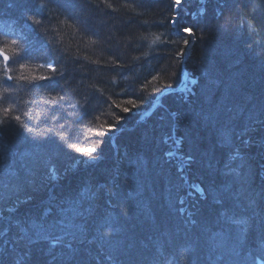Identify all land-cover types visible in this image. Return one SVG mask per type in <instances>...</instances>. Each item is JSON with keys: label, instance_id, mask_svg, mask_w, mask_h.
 I'll list each match as a JSON object with an SVG mask.
<instances>
[{"label": "trees", "instance_id": "trees-1", "mask_svg": "<svg viewBox=\"0 0 264 264\" xmlns=\"http://www.w3.org/2000/svg\"><path fill=\"white\" fill-rule=\"evenodd\" d=\"M60 3L61 0H25L19 4L16 0H0V52L9 58L5 61L0 56V75L5 78L7 69L8 75L13 79L4 80L10 85L21 83L17 85V88H21L16 93L18 102L12 99L7 101L8 97L5 96L0 98V115L3 110H11L6 111L8 118L0 128V210L5 216L8 215L9 206L10 209L24 212V215H14L24 231L10 228V238L15 239L0 257L5 259L6 264H14L17 258H21V264L26 261L29 264H264V250H258V247L264 246V220L257 221L258 211L264 214V210L260 211L256 205V202L262 201L264 194L261 196L257 192L247 196L251 191L250 187L257 185L251 181L242 184L241 179L244 177L239 172L247 167L239 169L237 166L247 164L252 167L255 180L264 183V178L259 179V176L264 177V151H260L255 143L260 142V134L264 132V123H260L264 122V99L262 96L258 98L254 94L250 95L251 91L247 95L242 92L241 95H232V91H226L227 87L220 79L227 76L228 68H237L228 62L225 64L226 60L221 59L216 63L222 70L214 81V85L219 87L215 86V91L205 81L212 78L211 73L207 77L201 76L203 82L201 89L198 87V94L186 98L179 92L168 94L162 99L164 107L156 108L145 120L144 124L148 123V134L157 135L152 142L149 140V144L138 146L151 150L160 149L156 158L152 160L144 157L138 165L130 161L124 170L128 169L132 173L118 171V178H113L111 168L104 167L105 163L99 165L101 171L96 173L93 167L96 164L93 163L83 169L91 174H85L72 184H62L72 181L75 178L72 175L68 179L67 176L61 178L58 186L50 179V182H45L53 170L57 172L55 176L61 175L74 160H78L81 163L78 168H82L85 161L84 153L78 151L81 148H95L94 157L102 156L104 161H110L114 157V151L111 150L117 147L111 142L112 135L118 129L114 124L117 121L127 124V129L123 130L126 136L130 132L137 133L140 130L134 127L136 111L150 107L158 93L163 92L166 87H176L181 81L180 53L183 52V43H179V38L173 36L163 25L164 22L169 24L168 19L175 7L171 0H107V4L112 5L111 8L101 3V0H79L83 11L80 8L75 10L77 18H74L73 13L63 14L64 10H73L60 7ZM223 3L226 6L231 3L229 5L238 9L246 7L249 15L246 16L247 19L254 17L259 25H263L264 0H240L238 5L233 0H224L218 6ZM216 4L212 3L211 6L215 5L216 8ZM232 17L234 20L230 18L219 25H229L231 22L239 25V20L244 19ZM85 20L88 22L87 27ZM35 21L41 23L36 24ZM188 23L185 27H195V24ZM211 28L217 33L219 27L217 24L216 29L215 25ZM102 34L107 35L108 39H102ZM243 35L245 34L239 31L234 39ZM170 43L176 44L171 51L168 50L172 48ZM100 45L106 46L104 48L108 51V61L103 59L106 58L105 51ZM13 48L20 55L30 49L28 60L37 65V76H55L46 65L59 59L57 70L62 67L67 69L65 79L58 80L63 86L62 93L58 91L61 85L57 84L55 88H37L20 79V76H28L30 71L25 69L23 73L15 72L13 57L7 53ZM248 50L241 49L250 52L249 54L253 52L252 48ZM36 56L48 59L42 63L36 61ZM252 56H256L255 53ZM244 59L246 57L240 56L238 65ZM113 64H116L115 68L112 67ZM187 65L190 67L191 64L187 62ZM259 71L260 69L253 70L254 73L248 76L256 86L264 83ZM0 87L2 92L4 88ZM218 94L232 101H221V105L213 104L211 97ZM25 100H28V104H25ZM128 101H133L135 107ZM36 108L40 109L34 112L33 109ZM123 108L131 111L125 113ZM228 110L233 112L232 119ZM16 116L20 117V121L14 119ZM224 118L229 119L226 122ZM235 118L237 121H233ZM252 121L257 123L249 127ZM21 124L32 131L20 127ZM109 125H113L111 130ZM77 126H81L80 129ZM171 127L175 128L178 137L181 136L186 143L187 149L184 151L195 155V162L191 163L192 171L207 190L206 196L195 192L188 199L184 198L186 193L183 189L174 188V197L183 198L182 205L186 206V211L178 206L172 213L164 205L166 196H157L168 177L166 173L160 175L157 167L167 169V166L174 164L167 163L164 152V149L171 147ZM233 133V142L225 144L224 138ZM190 138H196L199 142L208 140L211 147L208 146L206 152L203 146L198 150L189 143ZM244 138L252 142L244 144L241 142ZM77 143L80 145H75ZM69 145H75V148ZM243 148L240 153L244 155L238 152ZM256 150L260 151L258 157L261 161L258 163L249 156V153L255 155ZM234 153L236 156L229 157ZM211 154L218 157L212 159ZM201 157L202 163L209 164L208 166H203L198 160ZM224 157L229 162L226 163ZM245 159L250 162H243ZM234 164L237 167L231 169L230 165ZM143 165L149 171L143 174L145 177H142L139 184H144L149 191L153 188L154 191H151V197L144 194L131 196L132 188L137 185L132 178H126V175H134ZM151 168L158 176L151 172ZM209 168L212 169L206 171ZM245 177L247 180L251 179L248 175ZM211 178L212 182L220 181L221 184L215 186L207 183L206 180ZM33 179L37 187L29 185V180ZM179 182L182 184L181 179ZM44 183L50 187L56 186L53 187V192L56 191L59 195L58 202L62 203L52 215H42V210L30 207L36 203H50V188L45 187ZM4 184L8 185L7 190L3 187ZM127 185L129 188L126 190ZM208 185L213 186L214 190H210ZM12 188L23 195L19 197L21 203L17 204V199L15 202L11 201L13 197L9 198V190H13ZM260 191H264V188ZM126 194L131 198L128 199ZM155 197L159 203L155 202ZM212 197L214 200L206 205L208 202L205 199ZM109 201L114 207H108ZM234 201L236 205L226 207V210L224 207L219 208ZM205 214H209L211 218H205L208 217ZM199 218L204 220V224L197 230ZM209 221L215 223H208ZM52 223L56 224L55 228L49 227ZM173 223L178 227L171 225ZM205 227L211 229L210 241L202 242L199 237L198 243L190 244L198 233H205ZM109 229L110 233L105 235ZM87 234L92 236L91 240H88ZM158 234L160 236L156 238ZM183 236L182 241H177V238ZM18 237L23 239H17ZM61 240L62 243H56ZM36 241L42 245H37ZM249 247L255 254L248 257L245 252ZM57 252L59 254L56 256Z\"/></svg>", "mask_w": 264, "mask_h": 264}, {"label": "rangeland", "instance_id": "rangeland-1", "mask_svg": "<svg viewBox=\"0 0 264 264\" xmlns=\"http://www.w3.org/2000/svg\"><path fill=\"white\" fill-rule=\"evenodd\" d=\"M224 1V0H223ZM220 2V1H219ZM195 3H198L197 2V0H183V3H182V5H180L179 7L180 8H186V9H188L187 7H189V5H191V4H193V5H195ZM217 5H219V4H217ZM180 11H182V10H180ZM173 12H175L176 14H177V9L176 8H174L173 9ZM172 12V13H173ZM179 12V11H178ZM258 12H260V10H258ZM182 17H184V15L182 14V13H180L179 12V16L177 17V19H178V26H177V28H179V31H180V29L182 28V27H185V26H188L189 25V23L188 22H186L185 20H180V18H182ZM192 28V31H193V35H194V42L192 41L191 43H192V45H193V43L195 44L196 42L198 43V46L197 47H202L201 45H200V40H201V38H199V35H197L198 33L199 34H201L202 32H205L206 33V35H204V34H201V36H202V38L204 39V41H205V43L206 44H209V42L210 43H212V45H216L217 47L216 48H214L213 49V51H210V52H208V51H206L205 49L203 50L205 53H197L196 54V51H191V50H189V46H187V48L186 49H184V51H185V53H184V55L185 56H183L182 55V63L184 64V66H183V70H182V72H181V75H180V78H181V81H180V83L177 85V88L176 89H171V87L169 86V87H166L165 88V91L164 92H160V93H158L156 96H155V98H154V100H153V102L151 103V106L150 107H148V108H145V110H142V111H136V117H137V122L136 123H145V120L146 119H148V117L150 116V114L152 113V112H150V109L151 108H153V107H155V109L154 110H156V108H158V107H160V106H163L164 107V105H163V101H162V99H164L165 97H166V95H168V94H171V93H177V92H179L180 94H182L183 96H184V98H186V96L188 97V96H193V95H195V94H198L197 93V91H194L193 90V86L195 87V85H197L198 84V82L200 81L201 82V76H203V77H207L208 75L207 74H209V73H211V75L210 76H212V78H208V79H205V81H207L208 83H210L209 85H211V86H213L211 89L212 90H214L215 91V89H217V88H219L217 85H214L215 83H214V81H216L217 80V78L216 77H219V74L221 73V71L220 70H222V69H220L219 68V66H217V62L219 61V60H225L226 58H230V57H233V56H235L236 55V53H234L235 51H236V49H234V47H235V45L236 46H238V48L241 50V49H244L246 46H248V45H246L245 43H239V42H236V40L234 39L235 38V33L233 32V25L231 24V23H229V25H226V28H224V30H225V33H226V36L224 37V40L222 41V42H224V46H225V44H226V49H224V46H222V45H217V44H215L216 42H218L219 40V38H218V35H219V37H220V35L221 36H223V34H219V33H216L215 35H212V34H210V33H208L209 31L207 30H205V28H202V27H196V28H194V27H191ZM197 32V34H195ZM181 33V32H180ZM177 35H181V38H179L178 40H179V43H183V45H185V43H184V41L186 40V38H188L189 39V36L187 35L186 36V33H183L182 32V34H177ZM210 36H212V37H210ZM208 39V40H207ZM207 40V41H206ZM212 40V41H211ZM234 40V41H233ZM255 44L256 45H262L261 43V41L259 40L258 41V39H256L255 40ZM249 47V46H248ZM200 49H198V51H199ZM235 50V51H234ZM248 53H250V52H248ZM252 53L253 52H251V54H250V56H251V58L249 59V60H247V59H244L243 60V64H245L246 66L245 67H243V68H241L242 70H241V73H239V71H240V69L238 70L237 68L236 69H234V68H228L227 70H226V72H227V76H225L224 77V79L226 80V81H228L230 84H231V80L232 79H234V82H236V81H238L237 83H236V85H232V86H227V90H229V93L233 90H237V91H240V94H241V92L242 93H245L244 95H247V93L249 92V91H251L249 94L251 95V94H254L255 96H257L258 98L259 97H261L262 99H264V83L262 84V83H260V86H256V85H254V83H252V81H251V79H250V77H248L249 75H251L252 73H254L253 72V69L254 70H259V69H262V66H264V63L263 64H261V62H264V59H262L261 61H259L258 60V55L255 53V55H257V56H252ZM191 57H193V59H195V61L193 60V59H190ZM245 61V62H244ZM187 62L188 63H190L191 65H190V67H188V65H187ZM229 64H231L232 66H234V65H237V64H240V60H239V58L238 59H236V60H234V58L231 60V62L229 63ZM182 67V66H181ZM189 70H188V69ZM245 68H247L246 70H245ZM189 72H188V71ZM244 70H245V72H244ZM188 72V73H185V72ZM184 74H187V75H185V76H188V80L189 81H187V83L185 84V86H182L183 84V76H184ZM199 76V77H198ZM244 80H245V82H244ZM59 82V81H58ZM228 83V84H229ZM217 87V88H214V87ZM229 87V88H228ZM210 89V88H209ZM233 91H232V93H233ZM201 93V92H200ZM227 93V92H226ZM7 94V93H6ZM5 94V95H6ZM0 95H1V92H0ZM7 96H9L8 97V100L7 101H11V97H10V95L9 94H7ZM196 97H198V96H196ZM195 97V98H196ZM3 100V99H2ZM12 100H14V99H12ZM37 104H39V102H37V101H35ZM36 104V105H37ZM48 104V103H47ZM59 104V103H58ZM58 104H56V105H58ZM35 105V106H36ZM47 106V105H46ZM39 109L40 108H36V109H33V111L34 112H37V111H39ZM150 113H149V112ZM228 113H229V117L231 118L232 116H231V114L233 113L232 112V110H228ZM149 115V116H148ZM234 117V116H233ZM232 117V118H233ZM8 118V116L6 115V111L5 110H3V114L1 113V115H0V120H6ZM231 118V119H232ZM229 119V118H228ZM228 119H226L225 120V118L223 119L224 121H226L227 122V120ZM138 120H140V121H138ZM233 121H237V119L235 118V120H233ZM229 122V121H228ZM207 139V138H206ZM247 138H244V139H242L243 141L244 140H246ZM179 141H183L182 140V137L181 136H179L178 138H173V140H171L170 141V146L173 148V147H175L178 143H179ZM243 141H241V142H243ZM257 145H256V147L260 150V151H264V147L262 146V145H264V142H261V139H260V142L259 141H256L255 142ZM179 145V144H178ZM260 145H261V147H260ZM181 147L183 148V145L181 144ZM245 148V147H244ZM244 148L243 149H239V153L242 151V150H244ZM144 149H147L146 147H144ZM174 150V149H173ZM172 150V151H173ZM182 150V149H181ZM259 150H256V154L254 155V154H252V153H249V156L250 157H252V158H254L255 160V162H257L258 163V159H259V157L258 156H260L259 155ZM171 150L169 151V153L167 152L165 155H166V157H167V160H168V164L169 163H174L172 166L174 167V170H175V173L176 174H178V172L177 171H179V173H182L181 174V176L184 174V176L186 175L185 173H186V170L187 169H189V167L186 169V166L185 165H183V163H185V162H191L192 161V163L193 162H195V155L194 154H191V153H189L187 150L186 151H184L183 150V153L185 152H187L188 154H181V152H179V153H176V152H172ZM173 153V154H172ZM115 154V153H114ZM124 154V153H123ZM240 154H242V153H240ZM120 155H122V154H120ZM242 155H244V154H242ZM122 156H124V155H122ZM234 156H236V154L234 153L233 155H231L230 154V156L229 157H234ZM84 158H83V161H85L84 162V164H83V166H82V168H78V166L81 164L80 162L78 163V160L76 161V160H74L73 162H71L70 164H69V167H68V169H65V170H63V174H61V175H56L55 176V174L57 173L56 171H52L53 173H50V175L48 174V176H49V178H46V180H45V182L46 183H48V182H50L48 179H50V180H55V182H56V184L55 185H60V184H57V183H61L60 181V179L62 178V179H64V176L66 177L67 176V179L69 178V176H71L72 175V177H75L73 180L74 181H76V180H78V179H82L83 178V176H85V174H87V173H90L91 174V172H85L83 169H86V168H88L90 165H88V164H91V163H95L96 165L95 166H93L94 167V169H96L95 170V172L96 173H98V172H100L101 171V169L100 168H98L99 167V165L100 164H104V167H107L108 168V166H109V168H111V172H113V178H118V171H123L124 170V167H126L127 165H129L130 164V161H131V157H134V156H128V154L126 155V159L125 158H122L121 157V160H123V161H121L120 160V158L117 156V157H113L110 161H107V160H105L104 162L103 161H101L100 159H98V158H91V154H88V153H84V156H83ZM245 157H248V155L247 156H245ZM189 158H191V159H189ZM244 158V157H243ZM142 159V158H141ZM232 159V158H231ZM201 163H202V157L200 158V159H198ZM233 160V159H232ZM247 160V161H246ZM249 161V159H245L243 162H248ZM231 162V161H230ZM250 162V161H249ZM254 162V163H255ZM129 163V164H128ZM203 164V166H208L209 164H206V163H202ZM256 164V163H255ZM191 166H192V164H191ZM153 167H155V166H153ZM244 167H247L245 170H240V172L239 173H241V175L244 177L243 179H241V183L242 184H246V183H248L249 181H251V183L253 182L254 184H256L257 185V187L254 185V186H252V187H250V192H251V194H250V192L247 194V196L248 197H250V196H252L253 194H256L257 192H258V194L259 195H261V196H263V192L264 191H260L262 188H264V183H262L260 180H255L256 178H255V174H253V168L252 167H249L247 164H244ZM156 168V167H155ZM157 168H159V172H160V175H163V173H166L167 175H170L169 173H168V170L167 169H163V166L162 167H157ZM191 168V167H190ZM139 170H137V171H135V173H134V175H130V174H128L127 173V175H126V178H132L131 180H133V182L135 181L136 182V185L137 186H135L134 188H132L133 189V192H132V194H131V196H133L134 194H136V195H143L144 194V196H146V197H151V195L152 194H150L151 193V191H154L153 190V188L152 189H150V191H149V188H146V186L144 185V184H139L140 183V181H141V179H142V177H145L143 174H145V173H148V171L149 170H147L145 167H144V165L143 166H141V168H138ZM239 169H242V168H239ZM68 171V172H67ZM125 172V171H124ZM151 172L152 173H154L155 174V176H158L157 175V173H155L154 172V170H152V168H151ZM129 173H132V171L131 172H129ZM210 173H212V172H210ZM250 173V174H249ZM66 174V175H65ZM172 174V173H171ZM245 175L247 176L248 175V177H250L251 179H246V177H245ZM57 176H59V177H57ZM51 177H52V179H51ZM72 177H70V178H72ZM262 178V180H263V176L262 177H260L259 176V179H261ZM53 180H52V182H53ZM60 180V181H59ZM48 181V182H47ZM181 181H182V184H183V187L184 188H187V185H186V183H185V178H183L182 177V179H181ZM255 182H257V183H255ZM46 183H44V185H45V187L47 186V184ZM113 183H115V181L113 182ZM112 183V184H113ZM55 185H52L51 187L50 186H47V187H49L50 188V190H49V193H51V195H53V196H55L54 197V200H56V196L58 195L57 193H56V191H54L53 192V187L55 186ZM114 185H116V184H114ZM157 185L158 184H156L155 185V187H157ZM164 186V185H163ZM208 186H210V190H214V187L213 186H211V185H208ZM29 187V186H28ZM56 187V186H55ZM197 187V189H200L199 188V186H196ZM8 188V187H7ZM7 188H5L6 190H7ZM127 188H129V186L127 185V187H126V190H127ZM5 189H3V190H5ZM13 190H9L10 191V194H8V195H10L9 196V198H12L11 199V201H14L15 202V199H17V197H21V196H23V195H21V194H18V192H17V190H16V188H12ZM155 189V188H154ZM172 190H174V188L172 187L171 188V186L169 187V185H165L164 187H162L161 188V190L159 191V193L157 192V196H160V194L162 195V196H166V198H167V201L165 202V204L164 205H166L168 208H166L167 210H169L168 212H171V211H173L174 212V209L175 208H177L178 206H182V207H180V209L181 210H183V211H186V206L183 204L182 205V203H184V200H183V198L181 199H179V198H176V197H174V194H175V192L176 191H172ZM12 192V193H11ZM53 192V193H52ZM148 193V194H147ZM155 193V192H154ZM186 193V195L184 196V198H188L189 199V195H190V193L189 192H185ZM128 196V199L129 198H131V196H129V195H127L126 194V197ZM164 196V197H165ZM188 196V197H187ZM8 198V197H7ZM127 199V198H126ZM262 200L264 201V197L262 198ZM49 201H50V198H49ZM41 202H43V200L41 201ZM134 202V201H133ZM135 202H136V200H135ZM10 203V202H9ZM128 203H131V202H128ZM110 204V202H107V205H109ZM208 203H206V205H207ZM106 205V206H107ZM172 205V206H171ZM40 206H41V204L39 203V205L36 203V204H33L32 206H30L31 208H37V209H40ZM105 206V207H106ZM169 206H171V207H169ZM9 209H8V215H4L5 217H7V219H5V220H0V227H2V226H5L6 224H8L11 220H13V219H15V214L16 213H19V214H24V212L23 211H17V209H15V208H12V209H10V206L8 207ZM214 209V208H213ZM213 209H211V210H213ZM36 210V209H35ZM176 210V209H175ZM0 211H2V210H0ZM5 211V210H4ZM37 211V210H36ZM111 210H109V212H110ZM105 212H106V208H105ZM172 213V212H171ZM43 215V214H42ZM209 214H205V216H208ZM205 218H211L210 216H208V217H205ZM200 219V218H199ZM216 219V218H215ZM255 219V218H254ZM214 220V219H213ZM215 221V220H214ZM214 221H209L208 223H215ZM204 220L203 219H200V223H198L197 225H196V229L198 228V227H201L202 228V226L201 225H203L204 223ZM172 223V222H171ZM171 225H174V226H176V227H178L177 226V224H175V223H173V224H171ZM185 225H187V223L185 224ZM240 227V226H239ZM173 227H171V229H172ZM206 229H204V231H205V233L203 234H200V233H198L196 236H195V239H194V242H192V243H190V244H194V243H198L199 242V237H201V241L202 242H205V241H210V239H211V237H210V235H211V233H209L210 231H211V229H209L208 227H205ZM198 230V229H197ZM210 230V231H209ZM10 232V231H9ZM9 232H8V234H9ZM208 234H207V233ZM7 234V235H8ZM41 235L42 234H40V238H39V240H41L42 239V237H41ZM160 235L158 234V235H156L155 237L156 238H158ZM164 237H166V234H165V236ZM7 239H9L10 238V236H9V238L8 237H6ZM13 240H11V239H9V241L10 242H13L14 241V239L15 238H12ZM184 239V236L183 237H179V238H177V241H182ZM63 242V240H61V241H59V242H56V243H62ZM227 242H229V241H227ZM201 243V242H200ZM36 244L38 245H42V244H40V242L39 241H36ZM52 244V243H51ZM227 244V243H226ZM195 245H197V244H195ZM202 246V245H201ZM30 248V247H29ZM32 248V247H31ZM188 248H189V250L191 251V247L190 246H188ZM22 251V250H21ZM98 250H96V252H97ZM56 254V256L59 254L58 252L57 253H55ZM182 259H183V257H182ZM189 259H190V257H189ZM183 262L185 261V259H183L182 260ZM21 263H22V260H21ZM24 264H29V262L28 261H26Z\"/></svg>", "mask_w": 264, "mask_h": 264}, {"label": "bare ground", "instance_id": "bare-ground-1", "mask_svg": "<svg viewBox=\"0 0 264 264\" xmlns=\"http://www.w3.org/2000/svg\"><path fill=\"white\" fill-rule=\"evenodd\" d=\"M23 1H25V0H16V2L19 4V3H22ZM219 1H223V0H212V1H209V0H197V2L198 3H195V5H193V4H191V5H189V7H187L188 9H186V8H180V7H177V6H175L174 8H176L177 9V12L179 11L180 13H182L183 15H184V17H182V18H180V20L182 19V20H185L186 22H190V23H193V24H195V27L194 28H196V27H202V28H205V30L207 31H209L208 33H210V34H212V35H215L216 33H214V31H213V29L211 28L212 26H214L215 25V29H216V25L218 24H220V23H223V21L225 20H228V19H233L234 20V18L232 17V16H234V17H237V18H239V17H244V19H241V20H239V25H237V22H231L232 23V25H233V32L235 33V35L237 34V32H243L245 35H243L242 37H240L239 39H236V41L237 42H241V43H245L246 45H248V46H246L245 48H244V50H246V49H251L252 48V51H253V53H256L257 55H260V56H258L259 58H258V60L259 61H261L262 59H264V23H263V20H262V23H263V25L261 24V25H259L257 22H258V20L257 19H255L254 17H252V18H250V19H247V17L246 16H249V15H247V13H248V11L246 10L247 8L246 7H243V6H241V7H239V9H238V7H236V6H234V5H229V4H231V3H229V4H227L228 6H226V5H224V3L221 5V6H218L217 4L219 3ZM30 2V1H29ZM212 3H217L216 5V8H215V5H213V6H211L212 5ZM180 10H182V11H180ZM73 13V11H70V10H64V12H63V14H66V15H70V14H72ZM230 15H232V16H230ZM246 18V19H245ZM177 20V23L175 24V25H173V23L171 22L172 20ZM194 19H197L195 22H191V20H194ZM169 20V24H167V23H163V25L165 26V29H169L170 31H171V33H172V35L173 36H176V37H178V38H181V35H177V34H182V31H179V28H177V26H178V19H177V14L175 13V12H173L172 14H171V17L168 19ZM217 23V24H216ZM252 25V27H254L255 29H256V31L255 32H251L250 33V31H249V25ZM223 25V24H222ZM194 26V25H193ZM156 27V26H155ZM191 28V27H190ZM217 33H219V34H223V35H226V33H225V30L224 29H221V28H218L217 30ZM237 31V32H236ZM181 32V33H180ZM195 34H197V32L195 33ZM201 34H204V35H206V33L205 32H202ZM201 34H197V35H199V38H201V40H200V45L202 46V47H197L198 46V43L196 42L195 44L193 43V45H192V41L194 40V35H191V36H189L188 34H186V36L188 35L189 36V39L188 38H186V40L188 41V43L187 44H185V45H183L182 47V50H183V52H182V55L183 56H185L184 55V53H185V51H184V49H186L187 48V46H189V50H191V51H196V53H205L203 50L205 49H207L206 51H208V52H210V51H213V49L214 48H216L217 46L216 45H212V43H210L209 42V44H206L205 43V41H204V39L202 38V36H201ZM210 37H212V36H210ZM101 38L102 39H108L107 38V35H105V34H102L101 35ZM218 42H216L215 44H217V45H222V46H224L223 44H224V42H222L223 40H224V36H221L220 35V37H219V35H218ZM256 39H258V40H260L261 42H262V45H256L255 43V40ZM192 40V41H191ZM208 40V39H207ZM206 40V41H207ZM212 41V40H211ZM194 42V41H193ZM170 45L172 46V48H169L168 50L169 51H171V50H173V48L176 46V44L174 43H170ZM104 50L103 51H105L104 52V56L106 57V58H104L103 57V59L105 60H107L108 61V56H107V52L108 51H106V49L104 48V47H106L105 45L103 46V45H100ZM224 47H226V44H225V46ZM198 49H200L199 51H198ZM234 49H236V51L234 52V53H236V55L235 56H233V57H230V58H226L225 60V64L228 62V63H230L231 62V60L234 58V60H236V59H238V58H240V56H244V57H246V59L247 60H249L250 58H251V56H250V54L248 53V52H246V51H241L239 48H238V46H236L235 45V47H234ZM248 50V51H249ZM8 54H9V56L12 58L13 57V60H12V62H14V64H15V72H17V73H23L24 71H25V69L26 70H29L30 72H28L27 74H28V76L27 77H32V76H37V72H38V68H37V65L34 63H31L28 59H21L20 58V54L18 53V51H17V49H12V50H8V52H7ZM256 55V56H257ZM183 58V57H182ZM36 61H39V62H42V63H45L46 62V60L48 59V58H46V59H44V57L43 56H41V57H38V56H36ZM190 59H193V57H191ZM194 61H195V59H193ZM264 62H261V64H263ZM21 64H24V65H26V67H23V68H21L20 67V65ZM221 65V64H220ZM182 66V67H181ZM183 66H184V64L182 63V61H181V64H180V71L182 72V68H183ZM222 66H227V65H222ZM246 65L245 64H243V61L241 62V65H235L234 67H237V69L239 70L240 69V71H239V73H241V68H243V67H245ZM188 69V68H187ZM247 68H245V70H246ZM99 70H100V68H99ZM189 70V69H188ZM187 70V71H188ZM245 70H244V72H245ZM254 70V69H253ZM101 71V70H100ZM185 72V73H188V72ZM256 71V70H255ZM260 75H261V77H262V79L264 78V66H262V69H260ZM185 75H187V74H184V76L182 77L183 79V85L182 86H185V84L187 83V81H189L188 79V76H185ZM199 77V76H198ZM3 79V80H2ZM5 78H4V76L2 75H0V86H3V90H2V92H1V95H0V98H2L3 96H5V97H9V96H7V94H9L10 95V97H11V99H14V100H16L17 102H18V98H17V96H16V93H19L20 91H21V88H17L18 86V84H21V83H16V84H13V85H10L9 84V82H7L6 80H4ZM201 79H202V77H201ZM2 80V81H1ZM15 80V79H14ZM220 81H221V83H224L225 85H226V87L227 86H232V85H236V83L238 82V81H236V82H234V79H232L231 80V84L228 82V81H226L223 77L220 79ZM182 82V81H181ZM202 82H203V79H202V81L200 82H198V84L197 85H195V87L193 86V90L194 91H197L198 90V87L201 89V86H202ZM229 83V84H228ZM58 85H61V83H58ZM200 85V86H199ZM23 88V87H22ZM50 88H52V87H50ZM58 88V87H57ZM57 88L55 89V90H57ZM177 88V86L176 87H171V89H176ZM203 88V87H202ZM229 88V87H228ZM0 89H1V87H0ZM59 90V93H62V88H61V86H60V88H58ZM204 90H208V88H204ZM165 91V90H164ZM163 91V92H164ZM226 91H228L227 89H226ZM233 91V90H232ZM63 92L65 93V94H67L66 92H65V90H63ZM69 92H70V90H69ZM7 93V94H6ZM6 94V95H5ZM232 95H241L240 94V91H237L236 89L233 91V93H231ZM212 98V103L213 104H217V105H221V104H219V103H221V101H223V102H231L232 100L230 99V98H227V97H225V96H222V94H218V95H216V96H213V97H211ZM20 102H21V100H20ZM22 102H23V100H22ZM21 102V103H22ZM25 102V104H28V100H25L24 101ZM101 107H98V109H100ZM95 109V108H94ZM155 109V107H153V108H151L150 109V112H152L151 114H153L154 113V110ZM149 112V111H148ZM149 112V113H150ZM150 114V115H151ZM149 116V115H148ZM91 120H93V118L91 119ZM138 121H140V120H138ZM174 121V120H173ZM136 122H137V118H136ZM176 122V121H175ZM178 123V122H177ZM114 126H115V128H118L116 131H115V133L112 135V138H111V142H112V145L114 146H117L116 148H114V150H111L113 153H115L114 154V156L115 157H119L120 158V160H121V157L122 158H127L126 157V155L128 154V156H134V157H131V162L132 163H134V164H137L138 165V163H140L141 162V158H148V159H152L153 160V158H156L157 156H158V153H160V149H158V150H151V148L150 149H148L147 147V149H144V148H142V147H140V146H138V145H146V144H149V140L152 142L154 139H155V136L157 135V134H155V135H150V134H148V132L146 131V128H147V126H148V123H146V124H144V123H142V124H138V123H136L135 124V126L134 127H137L140 131H138L137 133H135V132H130L128 135L129 136H126V135H124L123 133H124V131L127 129V127H128V125L127 124H122L120 121L118 122H116L115 124H114ZM80 127L81 126H77V129L79 128L80 129ZM122 130H120V129ZM126 128V129H125ZM133 128V127H132ZM155 128V127H154ZM125 129V130H124ZM137 129V130H138ZM171 129H172V131H171V135L169 136V139H170V141L171 140H173V138L175 137V138H178V134L176 133V130H175V128L174 127H171ZM124 130V131H123ZM132 130H135V129H132ZM137 130H135V131H137ZM134 134H135V136H134ZM134 136V137H133ZM131 137H133V138H131ZM136 137H137V139H136ZM118 142H117V141ZM131 140V141H130ZM183 141H179V145L177 144L175 147H169L168 149H164V152L165 153H169V151L171 150H173L172 152H176V153H179V152H181V154H188V153H183V151L181 150L182 149V147H181V144L183 145V150H185V149H187L186 148V143H182ZM189 143L190 144H192V145H194V146H196L197 147V149L198 150H200L201 149V146H203V148H204V150H205V152L206 151H208V150H206L207 148H208V146L209 147H211V142H208V140H202L201 142H199V141H197V139L195 138H190V140H189ZM75 145H80V143H77V144H75ZM210 149V148H209ZM210 151V150H209ZM162 152H163V150H162ZM124 153V154H123ZM120 154H122V155H124V156H122V155H120ZM173 154V153H172ZM212 155H214V154H211V156ZM91 157L93 158L94 156H93V153L91 154ZM216 157H218V155H216ZM216 157H214V156H212V159H215ZM94 158H98V159H100L101 161H104V158L102 157V156H100V157H94ZM223 160H225L226 161V163L227 162H229V159H226V157H224V159ZM121 161H123V160H121ZM258 161H261V159H258ZM263 161V160H262ZM156 162V161H155ZM94 163V162H93ZM93 163H91V164H93ZM191 163H192V161L191 162H185V163H183V165H185L186 166V169L189 167V169H187L186 170V175L184 176V174L181 176V174L182 173H179V171H177L178 172V174H176L175 173V170H174V167H172V166H167V170H168V173L170 174V175H167L168 177L166 178V181H164V184L165 185H169V187L171 186V188L173 187V188H179V189H183V192L185 193L186 191L187 192H189L190 193V195L192 194V193H199V195H201V196H206V194H207V190H206V188H205V186H204V184H202L201 183V181L199 180V178L197 177V175H196V173H194L193 171H192V166H191ZM253 164H255L254 162H252ZM152 165H154L153 163H152ZM151 165V166H152ZM238 166V168H244V166H242V165H237ZM236 164H234V165H230V167H231V169H235L236 167ZM191 167V168H190ZM212 168H209V169H207L206 171H210ZM125 172L126 171H128V169H126V170H124ZM129 172V171H128ZM172 173V174H171ZM166 176V175H165ZM170 176H173V177H170ZM182 177L183 178H185V183H186V185H187V188H184L183 186H182V184L179 182V180L180 179H182ZM51 179H52V177H51ZM53 180V179H52ZM212 178L210 179V180H206V182L207 183H209V184H213V185H215V186H219V184H221V182L219 181V182H212ZM53 181H55V180H53ZM72 183H74V180H72V181H70V182H64V183H62V184H72ZM196 186H199V188L200 189H197V187ZM220 188H222V187H220ZM179 189H178V191H179ZM236 197H238V195H235ZM54 197L55 196H53V195H51V198H50V203H46L45 205H41L40 206V210H42V214L43 215H47V214H51L52 215V213H54L55 212V210L59 207V205H61L62 203H59L58 201H59V195H57L56 196V200H54ZM62 198H63V196L61 195L60 196V199L62 200ZM260 198V197H259ZM155 202L156 203H159V201H158V199H157V197H155ZM211 200H214L213 199V197L212 198H206L205 199V202L207 201L208 202V204L211 202ZM108 201V200H107ZM219 200H216V202H218ZM110 202V204H109V206L108 207H114L113 205V203L111 202V201H109ZM236 205V202L234 201V202H228V203H225V205L224 206H222V207H219L220 209L221 208H225V210H226V207H230V206H232V205ZM221 205V204H220ZM256 205H257V208L259 209L260 208V211H263L264 209H263V207L262 206H264V201L262 200L261 202H256ZM205 211H207V209H205ZM24 215V214H23ZM258 216H259V218H258V220L257 221H263L264 220V214H261V213H259V211H258ZM27 219V218H26ZM25 220V219H24ZM23 220V221H24ZM25 222V221H24ZM10 233V232H9ZM88 235V234H87ZM9 234L7 235V237L9 238ZM91 235H88V240H91ZM9 239H11V240H13L12 238H9ZM8 239V240H9ZM240 250H243L242 248L240 249ZM258 250L260 251V250H264V246L263 245H261L260 247H258ZM166 253V252H165ZM245 253H247L246 255L249 257V256H251L252 254H255L254 253V250L253 249H251L250 247L249 248H247V250H246V252ZM244 253V254H245ZM164 257V256H163Z\"/></svg>", "mask_w": 264, "mask_h": 264}, {"label": "snow or ice", "instance_id": "snow-or-ice-1", "mask_svg": "<svg viewBox=\"0 0 264 264\" xmlns=\"http://www.w3.org/2000/svg\"><path fill=\"white\" fill-rule=\"evenodd\" d=\"M87 2H91V0H87ZM234 3H236L237 5L239 4L240 0H233ZM249 2H251V0H249ZM101 3H105L107 4V0H101ZM171 3L174 6L179 7L180 5H182L183 0H171ZM60 7L64 8V9H72L73 10V16L74 18H77L76 12L75 10L77 8H80L81 11H83L82 6L79 4V0H61L60 3ZM107 7L111 8L112 5L111 4H107ZM253 11H255V8H253ZM179 16V12H177V17ZM173 23V25H175L177 23V20H172L171 21ZM36 24H40V21H35ZM61 23H63V21H61ZM85 26L87 27V20L84 21ZM219 28L224 29L226 28V25H218ZM180 31H182L183 33L188 34L189 36L193 35V31L192 28L190 27H182L180 29ZM249 31L251 32H255L256 29L254 27H252V25H249ZM13 43H15V41H13ZM185 44L188 43L187 40L184 41ZM182 55V53H180ZM0 56H3L4 60L7 61L9 58L7 55H5L3 52H0ZM30 56V49H26L25 52L23 54L20 55L21 59H28ZM59 63V59H57L55 62H49L47 63L46 67L52 72L55 73V76H50V75H40V76H32V77H27V76H20V79H23L25 81L28 82V85L31 87H37V88H46V87H53L55 88L58 84V80H64L65 79V71H67V69L65 68H61V70H57L56 64ZM118 63V62H117ZM21 68L26 67V65L21 64L20 65ZM40 67H45V65H40ZM113 68L116 67V64L112 65ZM5 79L6 80H12L13 77L11 75H8V70L5 69ZM155 79V77H154ZM40 81H44L45 83L41 84ZM61 88L63 89V86L61 85ZM61 99H63L61 97ZM87 102V101H85ZM128 103L133 104V101H128ZM72 106V105H70ZM133 106L135 107V105L133 104ZM74 107V106H73ZM117 107H120V105H117ZM123 112L127 113L130 112L131 109L129 108H123L122 109ZM5 111H11L10 109H6ZM14 119L16 121H20V117L16 116L14 117ZM122 119V118H121ZM251 119V118H250ZM256 121H252V124L249 127H252L256 124ZM260 123H264V122H260ZM5 124V120H0V128H2ZM20 127L25 128L27 131L31 132L32 129H27L26 125L21 124ZM109 130H111L113 128V125H109ZM248 130V127L245 128V131ZM235 134L233 133L231 136L225 137L223 142L225 144H231L234 140ZM260 139L262 142H264V132H261L260 134ZM250 142H252L250 139H246L243 141L244 144H249ZM69 147L71 148H75V145H69ZM78 151H80L81 153H88V154H92L96 152L95 148L92 147H88V148H81L78 149ZM239 153H237L238 155ZM191 159V158H189ZM29 185L33 186V187H37L35 180H29ZM4 188H7L8 185L4 184L3 185ZM22 201L19 200V197H17V204L21 203ZM7 219V217H5L3 215V211H0V220H5ZM242 222V221H241ZM15 227L17 228L19 231H24L23 228L20 227V222L13 219L9 222L8 225L2 226L0 227V254H3L5 249L7 248V246L9 245L10 241L5 238L7 237L8 232L10 231V228ZM50 228H55L56 224L52 223L49 224ZM111 229L108 230V232H105V235H108L110 233ZM17 239H23V237H18ZM25 255H28V253H25ZM0 264H6V261L3 257H0ZM14 264H21V258H17L14 262Z\"/></svg>", "mask_w": 264, "mask_h": 264}]
</instances>
